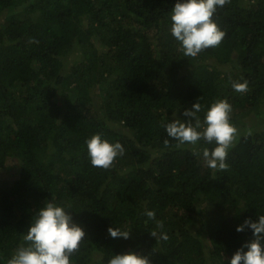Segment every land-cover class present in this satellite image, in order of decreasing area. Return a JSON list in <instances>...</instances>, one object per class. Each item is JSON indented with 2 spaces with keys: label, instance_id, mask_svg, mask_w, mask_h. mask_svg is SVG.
Here are the masks:
<instances>
[{
  "label": "trees",
  "instance_id": "trees-1",
  "mask_svg": "<svg viewBox=\"0 0 264 264\" xmlns=\"http://www.w3.org/2000/svg\"><path fill=\"white\" fill-rule=\"evenodd\" d=\"M174 2L0 0V259L49 198L71 205L85 230L73 264L128 250L153 264H224L247 238L235 225L264 214V0H226L214 16L224 40L194 59L168 34ZM198 98L233 107L227 170L165 144L162 124ZM96 132L125 148L108 170L86 158L83 141ZM145 208L166 242L150 236ZM113 224L131 238H110Z\"/></svg>",
  "mask_w": 264,
  "mask_h": 264
},
{
  "label": "clouds",
  "instance_id": "clouds-1",
  "mask_svg": "<svg viewBox=\"0 0 264 264\" xmlns=\"http://www.w3.org/2000/svg\"><path fill=\"white\" fill-rule=\"evenodd\" d=\"M226 0H175L168 11L167 31L175 41L177 50L184 57L196 58L206 49L221 45L226 35L218 26L214 16ZM234 92L244 93L248 82L231 80ZM233 107L227 99L217 98L208 104L198 100L179 112L174 118L164 122L162 127L169 140L176 147L199 149L208 169L227 170L226 163L230 149L239 135L232 123ZM212 145V147H203ZM83 148L90 167L108 170L124 157L125 148L119 141H112L104 133L96 132L86 137ZM71 205L49 198L35 208L30 216L22 240L16 244L8 257L0 259V264H73V256L79 251L85 238L84 228L74 218ZM145 223L154 222L150 236L158 242L169 239L162 221L156 219V212L145 208L142 211ZM237 234H244L242 240L230 256L224 257V264H264V214L244 218L235 225ZM114 240H129L133 231L116 224L107 229ZM98 264H153L150 256L138 250L111 252L101 256Z\"/></svg>",
  "mask_w": 264,
  "mask_h": 264
},
{
  "label": "rangeland",
  "instance_id": "rangeland-1",
  "mask_svg": "<svg viewBox=\"0 0 264 264\" xmlns=\"http://www.w3.org/2000/svg\"><path fill=\"white\" fill-rule=\"evenodd\" d=\"M78 57L79 59L82 57L81 54L78 53ZM256 122L254 123H251V124H255ZM6 172L9 174V175H17L18 172L20 171L18 168H16L13 164H9L8 167L5 169Z\"/></svg>",
  "mask_w": 264,
  "mask_h": 264
}]
</instances>
